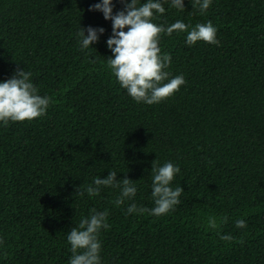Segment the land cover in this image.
Listing matches in <instances>:
<instances>
[{
  "label": "trees",
  "instance_id": "obj_1",
  "mask_svg": "<svg viewBox=\"0 0 264 264\" xmlns=\"http://www.w3.org/2000/svg\"><path fill=\"white\" fill-rule=\"evenodd\" d=\"M97 2L0 0V81L25 69L53 97L45 116L0 127V264H67L66 233L92 208L109 212L105 264H264V0H213L204 14L191 0L185 11L165 4L155 23L210 20L220 44L162 35L170 72L186 83L153 105L135 102L107 68L111 21L88 10ZM88 26L105 32L81 51ZM153 161L181 169L172 182L181 203L167 215H128L131 201L116 206L111 188L75 195L114 170L151 208ZM210 217L231 241L207 229Z\"/></svg>",
  "mask_w": 264,
  "mask_h": 264
},
{
  "label": "clouds",
  "instance_id": "obj_2",
  "mask_svg": "<svg viewBox=\"0 0 264 264\" xmlns=\"http://www.w3.org/2000/svg\"><path fill=\"white\" fill-rule=\"evenodd\" d=\"M122 5L114 12V0H99L89 6V11L102 13L106 21H111V35L106 40V47L111 55L106 59L107 68L116 78L121 89L137 103L146 105L159 104L185 85L183 74L172 75L170 72L171 54L160 47L162 35L184 34V42L192 47L198 42L219 46L217 27L209 20L194 26L177 19L170 24L154 21L165 12V4L177 11H185L184 0H118ZM213 0H191L194 14H204ZM105 32L103 27L79 28L78 45L86 51L96 44ZM86 33V34H85ZM93 48V47H92ZM94 62V61H92ZM32 73L17 69L11 78L0 81V127H7L12 122H32L47 114L53 97L39 93L32 82ZM178 164L166 161L163 164L153 161L151 173V197L153 206L147 208L135 202L138 186L136 181L127 177L118 180L117 171L109 170L104 178L93 177L91 182L80 185L75 195L97 197L104 188L118 190L115 205L127 204L126 214L160 217L174 211L181 203L182 187H173L172 182L180 173ZM109 212L92 208L88 215L81 216L78 224L66 233L71 256L67 264H105L102 257L101 232L108 231ZM223 218L221 223L226 222ZM239 229L247 227L244 219L235 221ZM209 230H217L222 241H231L233 237L221 234L219 224L210 217L206 225ZM4 238L0 236V254H3Z\"/></svg>",
  "mask_w": 264,
  "mask_h": 264
}]
</instances>
